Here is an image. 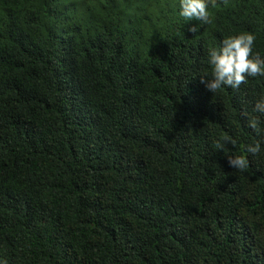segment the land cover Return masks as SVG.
<instances>
[{"label": "trees", "instance_id": "obj_1", "mask_svg": "<svg viewBox=\"0 0 264 264\" xmlns=\"http://www.w3.org/2000/svg\"><path fill=\"white\" fill-rule=\"evenodd\" d=\"M207 2L0 0V260L264 264V75L206 88L264 0Z\"/></svg>", "mask_w": 264, "mask_h": 264}, {"label": "clouds", "instance_id": "obj_2", "mask_svg": "<svg viewBox=\"0 0 264 264\" xmlns=\"http://www.w3.org/2000/svg\"><path fill=\"white\" fill-rule=\"evenodd\" d=\"M180 15L188 21L193 19L208 22L209 11L207 0H181ZM196 27L191 29L192 32ZM255 37L252 34H240L231 36L223 41V45L218 50H211L209 64L212 66L211 78L207 79L206 88L212 93L224 87L238 89L242 83L246 82L247 77L264 75V58L259 54L253 53ZM205 83V79H201ZM254 111L264 116V97L256 101ZM259 117L250 118L248 127L252 129L259 139L246 146V152L258 154L264 145V127ZM221 147V145H217ZM231 167L243 171L248 168L249 161L245 156L229 158ZM0 264H6L0 260Z\"/></svg>", "mask_w": 264, "mask_h": 264}]
</instances>
